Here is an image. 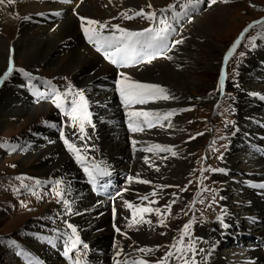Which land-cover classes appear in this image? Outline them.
<instances>
[{"label": "bare ground", "instance_id": "1", "mask_svg": "<svg viewBox=\"0 0 264 264\" xmlns=\"http://www.w3.org/2000/svg\"><path fill=\"white\" fill-rule=\"evenodd\" d=\"M79 1H81L80 4L77 1L65 4L61 0H12V3L5 0L4 3H0V76H2L5 66L10 62L12 65L14 60H19L28 67H42L52 73L55 76L54 79L61 81V84L51 82L53 83L51 88L55 87L64 91L67 87L65 88L62 84L70 82L74 89L84 90L85 96L90 102L92 127L85 125L86 133L91 139L90 143L84 139L81 140L85 141L86 145H94L95 154H98L100 158H105L109 168L113 170L118 180L123 182L118 199L115 200L119 218L116 219V222L121 233H126L127 237L116 233L114 245L111 247L114 234L109 226V211L103 206L102 200L93 199L88 193L86 194L82 186L75 182L76 169L69 161V155L61 152L59 143L56 141L57 135L51 130L52 125L56 126L59 121L51 97L48 98V102L31 101L30 93L33 87L39 88L36 85L40 83L36 81V85L31 88L21 85V79H17V74L13 72L10 75V80L7 83L4 81L0 85V128L10 126L15 122L23 123L28 120L30 122L39 118H42V123L31 130L28 136L25 135L24 140L18 142L19 139L16 138L15 141L9 143L5 151L8 153L11 148L14 150L19 148L25 155L24 162L28 161L27 159L34 160L36 168L42 171L41 176L37 179H41L40 181L45 184L54 178L63 181L61 187L65 189L64 198L68 200L69 197L72 198L75 195L77 199L74 202H78L74 207L75 212L69 213L63 203H58L55 198V208L49 212L52 213V217H50L52 225H45L41 227L42 229L38 225L35 227L38 231L43 232L42 236L45 237L43 243L47 246L44 244L42 246L38 239L36 241L39 245H36L27 234V231L30 230L29 227L25 229L24 235L28 238L27 241L32 244L23 246L29 251H33L45 263L58 264L57 256L60 250L58 233L63 231L62 241L71 235L70 229L66 228L69 233L65 232L62 224L64 216L72 215L76 217L73 221L77 225L75 227L81 241L86 243L90 250L92 262L86 260L89 257L88 253L83 254V261L90 264H115L117 260L121 261L124 258L125 253L134 250L138 252V255L144 256L148 264H158L167 251L175 252L171 245L179 238L183 223L172 218V214L176 212L171 210L176 205L180 206L186 202L188 198L186 190L182 191V189L186 188L185 184L191 175L190 170L194 162L193 158L187 156L186 153L182 152L181 154L179 150H173L176 152L175 156L170 152H166L163 156L132 154V141L144 139L146 141L144 143L148 146L152 143H162L163 146L173 147L172 139L177 135L174 134L173 122L174 124H183V119L186 116L180 114V111H185V106L188 105L190 99L188 100L186 95L189 94L190 88L199 84L200 77L196 74L197 71L213 70L216 67V64L200 63L202 56L210 59L213 48L211 46H216L213 38L217 36L213 34L216 28L212 25L209 27L204 25L200 21V17L193 19L189 15L193 11H190L187 16L182 17L185 23L173 22L176 31L170 36L171 41L173 43V41L181 39L183 43L175 45L167 54L152 60L151 63L145 62L132 68L122 67L123 69L118 71L104 63L85 44L80 18L110 22L104 32H110L112 25L139 31L149 27L150 22L145 19L147 22L145 21V24L142 25L140 21L143 18L124 19L120 14L126 12L131 16L141 9L145 12H152L164 6L168 0ZM220 1L222 3L224 0ZM53 11L56 13H54L55 15L49 14ZM4 21L6 22L4 23ZM139 25L143 27L139 28ZM199 50L200 52H198ZM120 73L130 76L133 81L160 85L167 89V93L172 98L138 105L129 108L130 111L129 109L121 111L120 96L116 91V86L112 83L117 75L118 79L120 78ZM107 80L111 83L106 82ZM40 81L45 82L42 79ZM243 87L239 89L238 99L233 100L236 111L233 112L236 113L237 120L243 129H240L239 124L236 123L229 126L230 144L233 140L234 144H231V151L222 161L220 169L223 171L216 173L223 187L220 217L229 227L224 228L217 222L211 228L201 231L198 238L202 239L197 240L196 247L205 249L206 255H197L198 264L202 259L206 260V264L259 263L258 250L249 252L247 248L252 249L253 244L250 241L254 236H261L264 220L260 227L257 220L253 219L252 221L257 222L254 223L251 222V219L254 216L264 218V193L259 190L252 191L249 188V181L251 180L250 183L257 182L258 185L264 184V160L260 158V154H255L254 149L257 150V146L254 148L252 141H244L246 146L239 145V141H236L235 137L238 131L239 133L261 135L260 131L264 130V107L254 102L251 97H254L255 94L243 90ZM216 97L217 95L209 102L215 103ZM245 109L248 112H245ZM131 110L159 111L161 113L176 110V114L171 117L170 127L168 126L169 121H164V127H156L150 129L151 131L147 130L149 132L146 134L138 133L132 136L122 124L112 123L113 120L123 116V113L126 114ZM260 119L263 123L257 125L256 121ZM244 122L250 124L247 125ZM71 125L72 122L69 118V123L65 128L74 138H80L78 127L74 128ZM180 131L183 132L181 129ZM200 140L190 141L188 147L201 144ZM41 144L43 146L39 148ZM145 157L149 160L148 164L144 162ZM137 174L140 179L149 180L152 183L141 184L135 180L130 183L128 177H135ZM64 180H69L67 182L70 184L65 185ZM149 190H154L157 193L149 200L156 201L151 204V207L161 209L166 227H162L159 223L161 216H157L153 212L144 214L145 220H150L151 224L142 223L129 228L127 225L131 219V213L127 212L124 201L132 202L133 198L144 196L148 194ZM68 191L73 194L68 195ZM82 191H84L85 197L82 195ZM173 200L176 202L172 203ZM148 203L149 201L145 205L147 206ZM168 204H171L170 215L164 211ZM167 215L171 217L169 218ZM35 224V222L28 223L30 227ZM241 227H244L243 230L249 227L245 230L247 232L248 229L249 234L246 233V238L242 240L237 238L240 233L237 232V229ZM80 232L82 236H80ZM10 240L9 243L13 241L17 243L15 238ZM49 240L53 241L55 246L48 243ZM140 248H150L153 249V252L141 253L138 251ZM83 250L86 249L82 248L81 251ZM95 250L97 251L95 252ZM120 250H122V254L117 256V252ZM209 252L210 254H207ZM254 258L257 262H251ZM110 259L113 261H109ZM13 260L16 262L15 264H23L21 260L14 257ZM169 264H182V262L173 257Z\"/></svg>", "mask_w": 264, "mask_h": 264}, {"label": "rangeland", "instance_id": "2", "mask_svg": "<svg viewBox=\"0 0 264 264\" xmlns=\"http://www.w3.org/2000/svg\"><path fill=\"white\" fill-rule=\"evenodd\" d=\"M219 1L220 0H216L215 4H211L210 0L206 3L203 11L197 12L194 16H191V14H189L193 19H198L200 17V21L208 27L211 25L215 26L216 30H214L213 34L217 36L213 35L216 46H211V48H213L210 59H212L208 60L207 57L202 56L200 58V63L210 65L216 64V67L213 70L205 69L197 71L196 74H198L200 77L199 84H196V86L190 88L189 94L186 95V98H188V100L190 99L188 101V105L185 106V111H180V114H185L186 116L183 119V124H174L173 122V126L175 129L174 134L177 135L172 139V150H179L181 154L182 152L184 154L186 153L187 156L193 158L194 164L190 170L191 175L188 177V182H186L185 184V189L188 194V200L186 199V202H184L180 206L176 205L172 208L173 210L171 211L176 212L172 214V218L179 220L183 224L188 222L190 219H194L195 223L193 229L191 230L193 238H198L201 231H204L207 228H211L214 224H216L218 222L217 218L220 217L221 214L220 212L222 209L223 187L221 181L218 179L220 181L219 182L218 180L213 178V176L214 173L221 168V164L223 163L222 161H224V158L232 149L231 144L234 142V140L231 144H229L227 135L222 134V131L224 132L226 130V126H228L229 128V126L233 123L239 124L236 113L231 112V110L235 111L233 100L238 99L240 95V87L244 86L242 88L243 90L252 92L257 95H254V97L252 96L251 99L264 107V100L261 98L259 99L258 97L259 95L264 97V36H262L261 42L260 44H258L257 52L254 50L257 46V43L255 42L252 43L253 46L256 45L255 47H253V53L251 52V49H247L246 47L251 45L250 39L252 38V35L255 34H253L252 32L255 29H259L258 34L260 35L261 31L264 30V26L260 25L253 29H250L247 34L244 35V39L237 47L235 53L229 59L227 65L224 64L223 60L225 54L232 46L236 36L241 35L242 31L244 30L243 28L250 22L264 16V0H227V2H225L224 0L222 1V3L221 1ZM185 2L186 0H168V2L164 6L157 8L155 11L159 16L160 9H165L170 4H176L179 8V4ZM192 13H194V10ZM145 21L146 20L143 19L142 21H140V23L144 25ZM5 22L6 21H4V23ZM142 25H139L138 27L141 28L143 27ZM220 28L222 29L219 30ZM219 32L220 34L218 35ZM198 52H200V50ZM250 62H252L251 65ZM12 63L13 69H22L23 72L26 71L31 73L39 72V74L44 75L45 79H52V81L54 80L55 82H57V84H61V81H59L58 79H54L55 76H53L52 73H49V71L44 70V68L42 67H28L25 66L21 61L19 62V60H14L12 61ZM8 67L9 65L5 66L4 71H6ZM222 70H225L226 79L231 80L233 83L228 84L229 82L227 81L226 88L222 92H219L217 91V85ZM9 80L10 76L5 82L7 83ZM62 85L66 88L68 87V85H71V83L66 82ZM229 85L231 86L229 87ZM221 93L223 94L221 95ZM216 95L217 97L215 101H217V104L214 105L209 101L213 100ZM245 112H248L247 109H245ZM41 120L42 118L30 122H28L29 120L26 122L24 121L23 123L15 122L10 126H3L0 128V235H6L4 236L5 242H9L11 238H15L22 243H26L27 245L32 244L27 241L28 238H26L24 235V233L26 232L25 229L29 227L30 230H38L37 228H35L36 224L30 227L28 223H33L37 220H43L44 218L47 225H52V220L50 218L52 217V213L49 212L54 210V205L56 203V199L53 196L52 191H50L52 189V184L48 183L44 189L39 187L40 185H35L34 181L39 180L37 178L41 176L42 171H39L36 168L33 163L34 160L30 161L29 159H27L28 161L24 162V160L26 159H24L25 155L20 152L21 150L17 152H11L13 153L12 155H10V152L7 153L6 151H4V145L6 147L9 143L15 141L16 138L19 139L17 140L18 142L24 140V137L28 136L31 130L42 123ZM171 121L172 119L170 120V122ZM256 123L257 125H260L261 123H263V121L260 119L259 121H256ZM244 124L248 125L250 123L244 122ZM90 126L92 127V125ZM239 128L243 129L240 124ZM180 129L183 130L182 133ZM149 131L142 134H146ZM260 134V136H258L252 133H239L238 131L235 140L239 141V145H245L244 141L250 140L253 142V146L255 148L258 145L260 146V144L264 145V130L260 131ZM197 139H201V144L188 147V143L190 141H194ZM142 140L144 141V139ZM80 145H82V143ZM159 145H162V143ZM42 146L43 144L39 145V148H42ZM17 149L19 150V148H15V150ZM60 149L63 154H66L61 147ZM255 151L256 150L254 149V152ZM7 154L10 156H8ZM21 154L23 155L22 157ZM17 177H24V184L31 183V185L34 186L33 190L35 191L36 196L35 194H27V198H25L23 196V191H26V189L23 188V191L21 190V181L16 179ZM53 180L56 181L55 178ZM53 180L50 181L54 183ZM67 181L69 180H64V183L66 182L65 185L70 184ZM16 189H19V191H16ZM42 192L44 194L40 195V193ZM67 194L70 195L73 193H70L68 191ZM82 195H84L85 197L84 191H82ZM73 196L72 198H68V201L71 205V213L75 212L74 207L76 206L75 204L78 203L77 201L74 202L77 198L75 197V195ZM200 199L202 200L198 202L199 218L194 216L196 210H194L193 207L191 210L189 204H196ZM216 204H221L218 205L220 211H218L217 206H215ZM171 211L167 214L170 215ZM168 217L170 218L171 216ZM74 218L76 217L72 215L68 217L64 216L65 220L63 219L62 228L65 229V232L69 233L66 230L68 223H71L73 226H77L73 221ZM253 219L257 220L258 223L256 221H252ZM209 220H211L210 223ZM263 220L264 218L254 216L251 219V222L257 223L260 227H262L261 222H263ZM243 228L244 227L237 229V232H240L237 238L241 240L245 239V234L249 232L248 229L247 232L245 231L246 228L249 227H246L244 230ZM198 230L199 233L195 234V232ZM80 236H82L81 232ZM256 237L257 236H254V238ZM30 238L32 239V237ZM34 240L36 245H39L36 239ZM4 241L0 239V264H15L16 262L13 260L12 255L8 252L7 245L5 246ZM42 246L44 245L42 244ZM96 251L97 250H95V252ZM81 253L82 255L88 253L89 257L86 260L92 262L90 259L89 248L81 251Z\"/></svg>", "mask_w": 264, "mask_h": 264}, {"label": "snow or ice", "instance_id": "3", "mask_svg": "<svg viewBox=\"0 0 264 264\" xmlns=\"http://www.w3.org/2000/svg\"><path fill=\"white\" fill-rule=\"evenodd\" d=\"M5 0H0V3H4ZM8 3H12V0H7ZM203 0H186L185 3L179 4L180 11H177L176 4H170L165 9L159 10V16L156 11L145 12L143 9L136 11L133 15H128L126 12H122L120 15L124 19H134L140 17L146 19L150 22V26L139 31H132L121 27L120 25H112L109 34H104V30L109 26L110 22H100L92 19H87L81 17V26L83 33L87 41L92 44L97 52L103 54L104 58L108 60L111 64L118 67H131L139 63H151L153 59L157 58L158 55H163L165 52L169 51L171 47H175L177 44L183 43V40L178 39L169 44L170 36L176 31L173 27V22H179L181 17L187 16L190 11L197 9ZM227 2V0H225ZM216 0H211V4H215ZM151 7V5H148ZM131 11V10H129ZM171 13V21L168 19L166 13ZM256 25L264 26V20L256 21L249 25L248 28L244 29L241 36L233 42L230 49L225 54L223 60L224 64L227 65L229 59L235 53L237 47L241 44V40L244 39V33L248 32L249 29L254 28ZM93 26V27H89ZM171 59V57H168ZM14 69L9 64L6 71L0 76V85L6 81L9 76L13 73ZM23 72L22 69L18 70ZM23 74L29 79H31V74L23 72ZM120 78L115 81L116 91L119 93L122 104L126 108H130L133 105H145L149 102H157L160 100H169L170 95L167 93V89L157 84L141 83L133 81L130 76L120 73ZM226 73L222 70L217 91L222 92L225 86ZM51 85V82H48ZM51 101L57 109H59L66 117L70 118L72 122V127H78L80 134V139H84L87 135L85 125H91V113L89 111L90 102L85 96L84 90H76L72 85L64 91L52 87L51 88ZM176 114V110H172L166 113H161L159 111H132L128 113V127L133 132H143L145 131V126L148 129L154 128L156 126L164 127V121H169L173 115ZM55 127V125H52ZM94 127V125H93ZM61 136H64L63 131H61ZM194 138V137H193ZM65 145L70 152L74 153L76 162L79 163L84 172L88 175L90 183L94 186L97 181V177L109 175L99 164L94 161L90 164H86V154H82L81 150L77 148L73 143L69 142L68 138L64 139ZM133 148L137 141H132ZM149 153H160V152H170L173 156L176 152L172 150L169 146H162L159 144H152L143 149ZM166 158V157H163ZM145 163H149L147 157L144 158ZM151 166V165H150ZM159 170L158 168L156 169ZM219 171H223L222 169ZM16 179L21 181V187L29 189V185L24 184V177H17ZM31 179V178H28ZM133 180L141 184H151L152 182L145 179H140L139 174L135 177L129 176L128 181L131 183ZM35 185H41V181L35 180ZM47 183L52 184V194L57 199L58 203H63L65 209L71 213L70 202L65 199V189L61 187L63 181L56 180L54 183L49 181ZM168 187V186H163ZM261 189H264V184L258 185ZM127 190V189H125ZM186 190V189H182ZM19 191V189H16ZM35 194V192L33 193ZM157 195L156 191L151 193V196L155 197ZM175 195V194H173ZM141 205H134L129 201H124V206L131 210V219L128 222V227L131 228L134 225H140L142 223L151 224L150 220H145L144 214H149L155 212L157 216H161L159 221L162 227H166L164 219L161 215L160 208H152L151 204L156 203L154 200H149V196L145 195L140 197ZM143 201H149L147 206H142ZM176 201L173 200L172 203ZM171 204L165 206L164 211L170 213ZM115 208L113 209V214L115 216ZM139 214V218L138 217ZM218 222L224 227L228 228L229 225L224 223L222 217H218ZM195 220L190 219L188 222L184 223L181 234L179 238L171 245L175 252L169 250L166 254L158 261V264H169L171 258L175 257L176 260L182 262V264H198L196 257L197 255H206V250L203 248H197L196 242L202 238H193L191 230L193 229ZM115 227V225H114ZM67 228L70 229L71 235H68L67 239L64 241L63 255L72 261V264H81L83 255L80 251V247L87 249L88 245L83 243L78 235V230L71 223L67 224ZM117 233H121L120 228H116ZM127 237L126 233H121ZM163 234V233H162ZM187 238V239H186ZM12 243H15L14 241ZM48 243L55 244L53 241L49 240ZM141 253H151L153 249L150 248H140L138 249ZM122 250L117 252V256L121 255ZM23 254V253H21ZM207 254H210L207 253ZM29 264H34V262L29 259ZM115 264H127V261L117 260ZM132 264H148L145 259L133 260ZM199 264H206V260H201Z\"/></svg>", "mask_w": 264, "mask_h": 264}]
</instances>
